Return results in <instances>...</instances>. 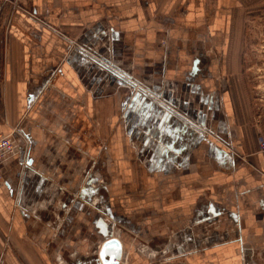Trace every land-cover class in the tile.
I'll return each mask as SVG.
<instances>
[{
	"label": "crops",
	"instance_id": "0c3cea01",
	"mask_svg": "<svg viewBox=\"0 0 264 264\" xmlns=\"http://www.w3.org/2000/svg\"><path fill=\"white\" fill-rule=\"evenodd\" d=\"M4 1L0 131H21L2 164L0 216L16 233L0 235V264H56L59 248L61 264H111L99 258L105 231L120 242L118 264H262L264 103L255 109L231 54L242 0ZM220 30L234 85L209 92L218 58L203 35ZM159 35L170 38L166 59ZM103 40L116 68L134 66L137 83L182 112H193L190 91L217 106L221 136L201 139L150 94L124 106L125 86L104 84L79 55Z\"/></svg>",
	"mask_w": 264,
	"mask_h": 264
},
{
	"label": "rangeland",
	"instance_id": "374dc122",
	"mask_svg": "<svg viewBox=\"0 0 264 264\" xmlns=\"http://www.w3.org/2000/svg\"><path fill=\"white\" fill-rule=\"evenodd\" d=\"M5 1L3 2L0 0V5L2 7V13L0 16V26L3 24V18L5 16ZM243 3H241V8L239 9L237 13V17L234 18L232 25L236 27V30L238 31V39H234L236 43L234 42L233 47H237L238 49L235 51L232 50V56L235 54V57L237 60H235V63L237 61V64H239V61L241 64V73L243 74V80H245V87L249 95H251V98L253 100V105L255 109L261 108V103H264V0H242ZM213 11V10H212ZM210 11V13H213ZM229 26H231V22H229ZM221 32V30H220ZM223 33V34H222ZM226 34L224 32L216 33L211 36V38L203 35V38L206 40L213 41L212 44V53L216 58H218V66H217V78L216 80H212L207 83V90L214 91L218 90L217 87H220L221 89H228L231 86L234 85V73L235 66H229V69L227 68V71L224 69V64L227 62L228 55L224 52V47L221 45H218L219 43H222L226 41L224 38ZM237 36V35H236ZM156 45L161 49V55L160 58L166 59L168 57V52L170 49V38L168 35L163 36H157ZM99 45V46H98ZM86 48V47H85ZM89 50H92V48H88ZM111 47L107 44L106 40H103L100 42V44H97L96 47H94L93 54L95 56H100L99 58H103L106 61H109L108 55L112 54ZM108 54V55H107ZM79 55L81 57H84L86 59H89L90 54L86 53L85 51H79ZM233 59L234 57H229V59ZM220 60V61H219ZM230 62V61H229ZM92 65H94L92 63ZM240 65V64H239ZM121 69H125V71H128L131 76H134L133 73H135V67L131 65H126L125 63H120ZM95 67V71L98 69L99 71V77L103 83H110V81L114 80V82H117V79L113 78L110 73L104 71L102 72L98 66ZM228 67V66H227ZM236 68H239L238 66ZM136 79V78H135ZM119 82V81H118ZM241 82V81H240ZM123 83V82H122ZM130 84H135L134 81H129ZM118 88H110L109 94L115 95ZM211 89V90H210ZM150 90V89H149ZM136 91V90H135ZM206 92V91H205ZM131 93H134V89L131 87H122L120 90L121 97H126L124 106L128 105V102L130 98L129 95ZM189 95H192L194 99H190V97L186 98L188 101L189 107L193 109V112L188 111L182 112L177 106H175L171 102H166L165 99L162 96H158L156 94H153L151 97L154 101H159L161 103L163 111L168 113L170 116L173 109H176L180 113V119L184 121V123H188L189 128H193L197 130V133L200 135L201 139L206 138L208 135H220L222 132L221 130V121L224 116H222V113L217 111L215 108H212L210 110H207V108H204L202 100L200 97H196L197 94L190 91L188 92ZM208 93V92H207ZM149 94L152 95L151 91ZM134 96V95H132ZM116 97V96H115ZM113 100V101H111ZM109 103L112 105L113 113L117 110V99L114 97H111V99H108ZM111 101V102H110ZM129 103H131L129 101ZM193 106V107H192ZM209 115V123H203V117L205 118ZM175 117V116H172ZM24 117L20 120L19 124L23 123ZM4 121H6V116L1 112V99H0V124H2ZM19 126L18 124L14 125L12 127V131L14 130V133L10 131L7 133H4L3 131H0L1 135H14L15 132H20L21 130L17 128ZM108 128V125H104L103 129H99V134L102 135L104 138L106 136V130ZM264 133H260L259 136ZM104 135V136H103ZM221 136V135H220ZM258 136V138H259ZM16 138V137H15ZM17 144L19 146L18 140L16 138ZM19 148V147H18ZM259 148V147H258ZM214 228H218V226H211L208 227L209 230ZM16 231L14 229H10V225L7 223V221L3 220L0 216V235L2 239H5L6 241L10 239L8 237L9 234H15ZM173 243L172 241H169L166 243L165 246L171 247ZM143 251L146 250V247H140ZM72 251H67L66 253L69 256H72L76 253V249L71 248ZM64 252L62 248H59L56 250V253L53 254L54 261L56 264L62 263ZM264 264V261L261 262Z\"/></svg>",
	"mask_w": 264,
	"mask_h": 264
},
{
	"label": "built area",
	"instance_id": "2783aa9c",
	"mask_svg": "<svg viewBox=\"0 0 264 264\" xmlns=\"http://www.w3.org/2000/svg\"><path fill=\"white\" fill-rule=\"evenodd\" d=\"M2 13V7L0 5V16ZM78 51H85L86 53H89V61L91 59V63H93L95 66H98L102 72L106 71L110 73V75L117 79V81L124 82V86L131 87L132 89L139 90L145 95H148L150 90L143 85L137 83L135 79L126 71L121 70L120 68H116L111 61H106L102 57L99 58L100 56H95L93 54V49L89 50L85 47L79 46ZM104 70V71H103ZM128 80H133L134 85L130 84ZM152 93V92H151ZM151 95V94H150ZM153 96V94L151 95ZM172 116L175 117H180V113L178 110L173 109L171 112ZM186 124H188L186 122ZM18 144L16 141L15 136L12 135H1L0 134V183L3 181V172H2V164L8 160L10 157L13 155L19 153V148ZM258 147L259 151L264 152V134H261L258 138Z\"/></svg>",
	"mask_w": 264,
	"mask_h": 264
},
{
	"label": "water",
	"instance_id": "95a60500",
	"mask_svg": "<svg viewBox=\"0 0 264 264\" xmlns=\"http://www.w3.org/2000/svg\"><path fill=\"white\" fill-rule=\"evenodd\" d=\"M121 85H124V82H118ZM198 91L200 90V87H197ZM141 96L138 94H135L133 96V98H130L129 101H131L132 104H134V102H136ZM205 98L208 100L209 97L205 96ZM206 100V102H207ZM128 104H131L129 103ZM126 103V102H125ZM101 234L103 235L105 239V243L103 244V246L101 247V250L99 251V258H101L103 261H105V257L108 255V257H110V262L111 264H118L119 260L121 259V249H120V242L117 238L112 237L111 232H101ZM107 263V262H105Z\"/></svg>",
	"mask_w": 264,
	"mask_h": 264
},
{
	"label": "flooded vegetation",
	"instance_id": "af4514ba",
	"mask_svg": "<svg viewBox=\"0 0 264 264\" xmlns=\"http://www.w3.org/2000/svg\"><path fill=\"white\" fill-rule=\"evenodd\" d=\"M135 94H138V95H140V96H142V97H148L147 95H145L144 93H142V92L139 91V90H136V91H135V89H134V93H131V95H129V96L133 98L132 95H135ZM148 98H149V97H148ZM205 99H206V98H205ZM206 100H207V99H206ZM130 102H131V101H130ZM128 106H129V104H128ZM196 131H197V130H196ZM101 191H102V188L99 187L98 192L101 193ZM101 194H102V193H101Z\"/></svg>",
	"mask_w": 264,
	"mask_h": 264
},
{
	"label": "bare ground",
	"instance_id": "6f19581e",
	"mask_svg": "<svg viewBox=\"0 0 264 264\" xmlns=\"http://www.w3.org/2000/svg\"><path fill=\"white\" fill-rule=\"evenodd\" d=\"M128 81H132L133 82V80H128Z\"/></svg>",
	"mask_w": 264,
	"mask_h": 264
}]
</instances>
